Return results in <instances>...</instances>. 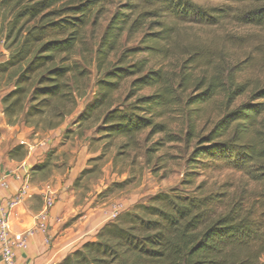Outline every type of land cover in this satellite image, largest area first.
Wrapping results in <instances>:
<instances>
[{
  "label": "trees",
  "instance_id": "1",
  "mask_svg": "<svg viewBox=\"0 0 264 264\" xmlns=\"http://www.w3.org/2000/svg\"><path fill=\"white\" fill-rule=\"evenodd\" d=\"M225 1L229 5L205 7L193 0H126L95 51L96 92L76 123L79 129L95 126L92 140L120 141L121 151L141 149L147 134L148 162L163 144L195 141L184 186L205 172L226 170L239 173L243 185L225 182L209 192L200 183L190 192H159L117 214L93 241L59 264H259L264 254V85L245 77L257 63H227L218 48L184 37L186 27L213 28L230 19L264 33V0ZM235 3L244 4L236 13L230 8ZM106 4L0 0L9 51L0 63V82L10 86L1 98L7 125L22 117L27 127L43 124L52 130L74 111L89 72L72 57ZM139 33L137 45L124 47ZM242 97L246 101L238 103ZM172 118L178 126L174 131ZM154 136L159 138L148 146ZM22 150L18 145L8 157L21 159Z\"/></svg>",
  "mask_w": 264,
  "mask_h": 264
},
{
  "label": "rangeland",
  "instance_id": "2",
  "mask_svg": "<svg viewBox=\"0 0 264 264\" xmlns=\"http://www.w3.org/2000/svg\"><path fill=\"white\" fill-rule=\"evenodd\" d=\"M125 2L126 0H107L103 14L93 26L87 28L82 46L77 49L72 57L74 61L89 72L86 90L77 99L76 108L83 104V110L86 103L94 97L97 79L94 63L95 51L113 14ZM193 2L205 7L229 5L225 0H193ZM242 6L244 4H230L231 10L235 13ZM4 33L5 24L0 22V40L4 39ZM192 36H196L195 39L201 43L209 44L221 50L222 57L227 63L242 62L246 59L256 62L255 70L247 73L245 77L253 78L259 85H264V33L260 29L230 19L225 24L213 28L186 27L185 39L190 40ZM141 37L142 33L137 34L128 44L125 43L124 47L137 45ZM4 47L6 48V46ZM9 88L10 86L6 85L4 81L0 82V90L5 92ZM147 94H150L149 90L140 95ZM243 101H246V97L240 98L238 103ZM81 111L75 114L72 119H70L71 114L67 115L59 124L60 127L52 129L60 128L61 131L57 132L58 135L52 134L49 146L43 147L41 156L38 154V158L42 162L37 166L42 168L35 171L43 172L41 177L48 179L53 176H63L73 166L84 164L85 167L83 166L82 171L89 170V172L80 176L81 171L77 176V179L80 178L77 182L75 180L76 184L74 183L73 186L75 203L82 208L87 207L100 211L111 208L119 214L130 211L137 205L146 204L151 197L159 192H166L174 188L190 192L200 183H204L207 191L214 192L225 182L234 185L235 188L244 183V179L239 173L226 170L205 172L194 179L192 186H184L183 180L186 172L190 170L188 158L193 151L195 141L190 142L180 138L176 142L163 144L162 148L153 154L148 162V158L145 157L144 146L147 134L141 137V145H143L141 149L134 152L121 151L119 150L120 141L105 145L103 141L92 140L96 139L94 135L95 126L87 125L79 129L76 118ZM211 117L216 118V113H213ZM169 121L172 130H177L176 120L172 118ZM65 122L68 125L61 128L63 123L66 124ZM25 127L32 130L28 136L29 141L42 140L51 131L46 129L43 124H39L36 129ZM158 138V136H154L147 145L149 146ZM22 151L25 153L24 146ZM252 187L251 184L247 185L248 189ZM80 216H76L72 221ZM259 264H264V254L261 256Z\"/></svg>",
  "mask_w": 264,
  "mask_h": 264
},
{
  "label": "crops",
  "instance_id": "3",
  "mask_svg": "<svg viewBox=\"0 0 264 264\" xmlns=\"http://www.w3.org/2000/svg\"><path fill=\"white\" fill-rule=\"evenodd\" d=\"M7 58L8 51L4 47V39H1L0 63ZM5 92L0 90V175L7 182L3 197L7 199L13 196L23 185L28 187V196L12 211L10 224L14 232L36 231L26 238L25 247L16 251V264H59L85 242L94 240L99 229L112 221L118 212L111 208L101 211L82 208L75 203L73 186L84 164L69 167L65 175L48 179L41 177L43 172L32 170L41 164L38 154L41 156L43 147L49 146L52 134L58 135L57 132L61 130L57 128L49 131V135L42 140L29 141L32 130L25 127L22 117L13 126L7 125L5 121L1 105ZM83 106L79 105L71 113L70 119ZM62 125L61 128H65L68 124ZM18 145L24 146L25 153L21 159H10L8 153ZM51 196L53 204L47 207L46 199ZM78 215L81 216L72 221ZM0 264H3L1 258Z\"/></svg>",
  "mask_w": 264,
  "mask_h": 264
},
{
  "label": "built area",
  "instance_id": "4",
  "mask_svg": "<svg viewBox=\"0 0 264 264\" xmlns=\"http://www.w3.org/2000/svg\"><path fill=\"white\" fill-rule=\"evenodd\" d=\"M7 187L6 179L0 175V258L3 264H16V251L25 247L26 238L36 231L29 230L25 233L14 232L10 224L12 211L28 196V187L23 185L11 197L4 198L3 190ZM53 204V197L46 199V206ZM115 214L113 217H115Z\"/></svg>",
  "mask_w": 264,
  "mask_h": 264
}]
</instances>
